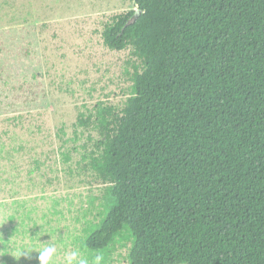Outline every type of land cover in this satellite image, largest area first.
Listing matches in <instances>:
<instances>
[{"label": "trees", "instance_id": "1", "mask_svg": "<svg viewBox=\"0 0 264 264\" xmlns=\"http://www.w3.org/2000/svg\"><path fill=\"white\" fill-rule=\"evenodd\" d=\"M134 4L102 32L141 72L119 115L97 108L108 186L83 247L125 233L128 264H264V0Z\"/></svg>", "mask_w": 264, "mask_h": 264}, {"label": "rangeland", "instance_id": "2", "mask_svg": "<svg viewBox=\"0 0 264 264\" xmlns=\"http://www.w3.org/2000/svg\"><path fill=\"white\" fill-rule=\"evenodd\" d=\"M135 10L134 0H0V264H29L15 250L48 244L57 248L50 264L72 249L102 256L83 247L108 186L90 167L101 139L94 121L97 108L121 113L141 72L131 48L107 49L102 32ZM122 237L102 264H128Z\"/></svg>", "mask_w": 264, "mask_h": 264}, {"label": "clouds", "instance_id": "3", "mask_svg": "<svg viewBox=\"0 0 264 264\" xmlns=\"http://www.w3.org/2000/svg\"><path fill=\"white\" fill-rule=\"evenodd\" d=\"M35 251L38 252L39 255L36 257L38 264H50L52 258L56 254L57 248L55 244H48L40 250L35 249H16L14 252V256H18L21 258L22 256L26 261H32L31 253ZM19 260V259H18ZM103 257L100 255H96L92 260L88 257L84 256L78 249H72L68 253H66L64 257V264H102Z\"/></svg>", "mask_w": 264, "mask_h": 264}, {"label": "water", "instance_id": "4", "mask_svg": "<svg viewBox=\"0 0 264 264\" xmlns=\"http://www.w3.org/2000/svg\"><path fill=\"white\" fill-rule=\"evenodd\" d=\"M138 15V12H136L135 14H134V16H133V20L135 19V17ZM132 20V21H133ZM131 23V22H130Z\"/></svg>", "mask_w": 264, "mask_h": 264}]
</instances>
